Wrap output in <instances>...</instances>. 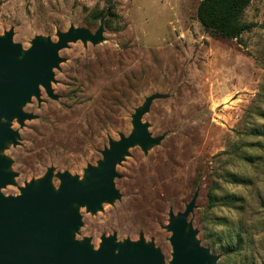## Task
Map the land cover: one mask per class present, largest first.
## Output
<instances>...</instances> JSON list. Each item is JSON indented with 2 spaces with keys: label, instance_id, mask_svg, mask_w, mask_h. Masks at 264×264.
<instances>
[{
  "label": "rangeland",
  "instance_id": "obj_1",
  "mask_svg": "<svg viewBox=\"0 0 264 264\" xmlns=\"http://www.w3.org/2000/svg\"><path fill=\"white\" fill-rule=\"evenodd\" d=\"M200 1L110 0L111 16L106 0H0V36L12 32L22 51L35 38L101 27L98 42L58 52L53 98L39 86L20 107L30 118L4 120L15 136L0 150L12 174L0 192L17 195L48 171L55 190L62 173L83 181L151 99L140 121L157 142L127 149L110 201L76 206L73 238L93 249L102 236L117 245L141 238L168 264L169 214L193 200L187 225L216 264H264V0L245 8L241 21L257 26L240 41L205 32Z\"/></svg>",
  "mask_w": 264,
  "mask_h": 264
},
{
  "label": "water",
  "instance_id": "obj_2",
  "mask_svg": "<svg viewBox=\"0 0 264 264\" xmlns=\"http://www.w3.org/2000/svg\"><path fill=\"white\" fill-rule=\"evenodd\" d=\"M100 33L101 27L94 35L87 29L70 28L57 32L54 42L33 39L25 51L12 42V32L0 36V150L4 142H13L15 136L4 120L16 118L22 123L30 118L20 107L32 95L39 96V86L53 98L49 81L51 68L59 61L58 52L76 40L96 43ZM150 101L133 115L131 133L110 142L97 166L86 168L83 181L62 173L55 190L48 171L38 182L20 188L17 195L5 196L0 192V264H164L160 252L141 238L117 245L113 236H102L97 249L87 241L73 238V231L80 225L76 206L94 211L101 202L110 201L117 195L112 183L115 165L127 149L134 144L145 147L157 142L140 121ZM7 167V160L0 157V189L12 183V174L5 171ZM192 207L193 200L176 216L169 214L168 264H216L217 257L196 241L195 231L187 225Z\"/></svg>",
  "mask_w": 264,
  "mask_h": 264
},
{
  "label": "trees",
  "instance_id": "obj_3",
  "mask_svg": "<svg viewBox=\"0 0 264 264\" xmlns=\"http://www.w3.org/2000/svg\"><path fill=\"white\" fill-rule=\"evenodd\" d=\"M251 0H201L196 8V18L202 29L208 34L223 39L240 41L243 33L252 30L255 23H243L242 14ZM107 2V11L112 16L110 0ZM240 179L234 178L232 183H239ZM217 197H209V207H214ZM227 245V251H232Z\"/></svg>",
  "mask_w": 264,
  "mask_h": 264
}]
</instances>
